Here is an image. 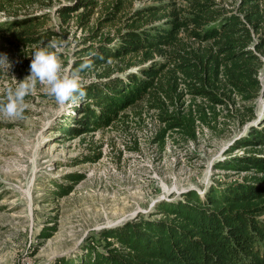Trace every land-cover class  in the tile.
<instances>
[{
  "label": "trees",
  "instance_id": "16d2710c",
  "mask_svg": "<svg viewBox=\"0 0 264 264\" xmlns=\"http://www.w3.org/2000/svg\"><path fill=\"white\" fill-rule=\"evenodd\" d=\"M50 1L0 0V13L15 18L19 10L47 7ZM153 1L158 4L130 11L131 0H69L56 10L61 28L73 22L87 34L69 72L94 61V68L82 73H93L94 79L81 85L87 100L74 110L76 127L63 133L105 129L143 104L160 124L153 143L163 148L173 134L195 143L199 127L216 132L223 113L228 128H241L254 117L249 105L264 87L258 77L264 0ZM44 18L0 24V53L16 51L22 58L15 69L20 80L29 74L27 55L69 32L43 31ZM263 121L228 148L232 153L237 146L247 147L241 155L217 165L244 173L241 179L214 182L202 196L187 191L161 202L152 215L101 231V243L87 245L78 262L62 264H264ZM72 188L59 186V195ZM47 230L40 234L43 239L50 237Z\"/></svg>",
  "mask_w": 264,
  "mask_h": 264
},
{
  "label": "rangeland",
  "instance_id": "374dc122",
  "mask_svg": "<svg viewBox=\"0 0 264 264\" xmlns=\"http://www.w3.org/2000/svg\"><path fill=\"white\" fill-rule=\"evenodd\" d=\"M68 1L51 0L47 7L25 8L15 18L0 13V24L45 14L43 31L59 33L67 28L60 52L64 74L69 73L74 53L84 47L81 40L87 35L73 22L61 28L56 10ZM131 1L130 11L157 3ZM4 49L6 53L8 48ZM7 58L11 67H1L0 102L22 80L15 72L22 58L16 51ZM27 59L31 60L30 54ZM261 62L258 77L264 86V56ZM93 79V73H85L80 83ZM25 101L24 119L0 115V264L78 262L87 245L100 242L101 231L152 215L159 203L175 201L187 191L202 196L214 182L241 179L244 173L217 165L231 155H241L247 147L237 146L232 153L228 148L234 140L246 137L251 126L260 127L264 119L263 87L249 105L254 117L241 128H228L223 113L216 132L199 127L195 143H185L173 134L161 148L153 143L160 124L143 104L124 111L110 127L72 136L63 129L76 127L74 110L83 103L58 105L48 86L41 83ZM62 185H71L72 191L59 195ZM45 229L51 234L43 239L40 234Z\"/></svg>",
  "mask_w": 264,
  "mask_h": 264
},
{
  "label": "clouds",
  "instance_id": "9594fccd",
  "mask_svg": "<svg viewBox=\"0 0 264 264\" xmlns=\"http://www.w3.org/2000/svg\"><path fill=\"white\" fill-rule=\"evenodd\" d=\"M63 47L62 39L57 38L33 52L29 74L17 83L15 88L7 90L6 102L0 104V115L11 119H24L25 109L28 107L25 97L32 93L37 83L48 86L49 94L58 105L78 106L87 100V92L80 82L82 73L94 68V61L90 59L80 63L68 74H64L58 55ZM99 58L103 59L102 55ZM0 67H6L8 70L11 67L6 54L0 53Z\"/></svg>",
  "mask_w": 264,
  "mask_h": 264
}]
</instances>
